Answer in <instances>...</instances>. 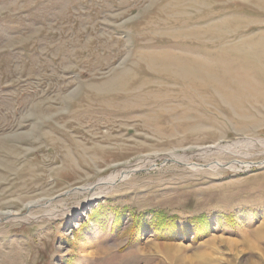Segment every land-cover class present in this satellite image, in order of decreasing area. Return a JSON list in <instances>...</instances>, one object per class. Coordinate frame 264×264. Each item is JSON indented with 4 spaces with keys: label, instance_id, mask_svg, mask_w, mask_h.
I'll return each mask as SVG.
<instances>
[{
    "label": "rangeland",
    "instance_id": "1",
    "mask_svg": "<svg viewBox=\"0 0 264 264\" xmlns=\"http://www.w3.org/2000/svg\"><path fill=\"white\" fill-rule=\"evenodd\" d=\"M263 111L264 0H0V264L261 261Z\"/></svg>",
    "mask_w": 264,
    "mask_h": 264
},
{
    "label": "bare ground",
    "instance_id": "2",
    "mask_svg": "<svg viewBox=\"0 0 264 264\" xmlns=\"http://www.w3.org/2000/svg\"><path fill=\"white\" fill-rule=\"evenodd\" d=\"M158 9V8H157ZM160 11V10H159ZM155 12V11H154ZM180 13V12H179ZM175 14V13H174ZM177 14V13H176ZM175 14V15H176ZM182 14V13H181ZM155 16V15H154ZM172 17V16H171ZM175 17H177V16H175ZM168 18V17H167ZM162 20V19H161ZM175 24V23H174ZM173 25V24H172ZM147 26V25H146ZM158 26V25H157ZM143 28V27H142ZM150 28V27H149ZM165 28V27H164ZM171 28V27H170ZM146 31V30H145ZM152 31V30H151ZM161 33V32H160ZM171 32H169V34H170ZM163 34V33H162ZM167 34V33H166ZM189 35H191V34H189ZM165 36V35H164ZM191 36H193V35H191ZM197 36V35H196ZM152 37V36H151ZM151 39V38H150ZM184 39V38H183ZM196 40V39H195ZM205 42V41H204ZM144 43H146V42H144ZM151 43V42H150ZM189 49V48H188ZM214 49V48H213ZM165 50V49H164ZM181 51V50H180ZM180 51H178L179 53H180ZM161 52V51H160ZM159 52V53H160ZM182 52H183V50H182ZM185 52V51H184ZM187 52V51H186ZM188 53V52H187ZM190 55V57H191V54H189ZM187 56V55H186ZM192 59V58H191ZM194 59V58H193ZM194 61V60H193ZM157 62V61H156ZM195 62V61H194ZM195 63H197V62H195ZM200 63H202V62H200ZM209 63V62H208ZM210 64V63H209ZM154 65V64H153ZM152 65V66H153ZM202 65V64H201ZM203 65H204V63H203ZM207 66H205V67H208V64H206ZM150 66V65H149ZM151 66V67H152ZM203 67V66H202ZM200 68V67H199ZM204 69V68H203ZM198 70V69H197ZM197 70H196V72H197ZM200 70V69H199ZM203 72V71H202ZM192 76H194V75H192ZM197 81V80H196ZM200 81V80H199ZM201 82V81H200ZM231 83V82H230ZM225 88V87H224ZM217 96H219V95H217ZM247 105V104H246ZM249 107V106H248ZM260 107V106H259ZM230 112V111H229ZM264 112V111H263ZM231 113V112H230ZM231 115V114H230ZM257 116V115H256ZM143 118V117H142ZM24 137H26V136H24ZM20 139V138H19ZM170 154V153H169ZM140 155V154H139ZM73 158V157H72ZM248 164H249V166H248ZM225 166L224 164H220V163H216V166ZM231 166L233 167V166H235V167H239V168H242V166H244V167H250V163H248V162H245V163H239V162H237V161H235V162H233V164L231 163ZM212 167H215V166H212ZM215 168H217V167H215ZM122 173V172H121ZM118 174V175H120L121 176V179H120V176L118 177V176H109L108 178H106V179H102V180H99L96 184H95V186H93V187H88L87 189H86V192H87V194L89 195V194H93V196L94 195H96L98 192L96 191L97 189L96 188H98V187H106V186H113L114 184H115V182H118L119 180L121 181V180H123L124 178H125V176L124 175H122V174ZM118 177V178H117ZM127 178V177H126ZM85 190V189H84ZM84 190H81V189H78L77 188V190L76 191H79V192H84ZM96 191V192H95ZM67 192V191H66ZM48 199V198H47ZM50 202V201H49ZM39 202H36V203H28L26 206H27V209H31V208H33V207H35V206H37V204H38ZM39 205V204H38ZM3 214V216H7V217H18V214L19 213H17V212H12V211H6V212H3V213H1V215ZM24 214V213H23ZM140 219V218H139ZM154 220V219H153ZM260 232H257L256 233V235H254L252 238L250 237V239L248 238V237H245L242 241V244H240L241 245V247H242V250H239L240 252H238L237 251V254L238 253H243V252H245V251H254V252H256L257 253V257H259V258H261V261H249V264H264V244H263V240H264V238H259L260 237ZM259 236V237H258ZM224 242H226V241H220V243H224ZM227 243V245H230L231 247H229L230 249H236L238 246H239V243L238 242H236V241H228V242H226ZM155 248H158V250H161L162 252L164 251L165 253V255L166 256H169L168 258H167V260H168V263L169 264H175V256L174 255H172L171 253H170V251L171 250H175L176 248H180V247H178V246H175V245H160L159 247L157 246V247H155ZM180 250V249H179ZM179 252V251H178ZM172 255V256H171ZM194 256V255H193ZM207 256V255H206ZM184 257V256H183ZM192 258H194V259H192ZM195 258H198V259H200V260H202V259H204V257L202 256V255H200V254H196L194 257H189V258H183L184 259V262L186 261V260H188V262H189V264H195V262H194V260H195ZM197 260V259H196ZM195 260V261H196ZM258 260V259H257ZM181 261V260H180ZM180 261H179V263L178 264H180ZM204 261V260H203ZM187 262V261H186ZM185 262V263H186ZM188 262H187V264H188ZM184 264V263H183ZM197 264V263H196Z\"/></svg>",
    "mask_w": 264,
    "mask_h": 264
},
{
    "label": "trees",
    "instance_id": "3",
    "mask_svg": "<svg viewBox=\"0 0 264 264\" xmlns=\"http://www.w3.org/2000/svg\"><path fill=\"white\" fill-rule=\"evenodd\" d=\"M160 218V226H165V225H167L168 224V221L167 220H165V218H163V217H159Z\"/></svg>",
    "mask_w": 264,
    "mask_h": 264
},
{
    "label": "water",
    "instance_id": "4",
    "mask_svg": "<svg viewBox=\"0 0 264 264\" xmlns=\"http://www.w3.org/2000/svg\"><path fill=\"white\" fill-rule=\"evenodd\" d=\"M116 183V182H115Z\"/></svg>",
    "mask_w": 264,
    "mask_h": 264
}]
</instances>
